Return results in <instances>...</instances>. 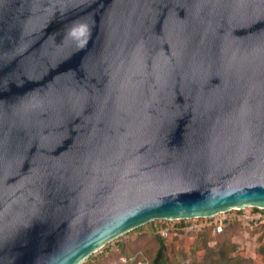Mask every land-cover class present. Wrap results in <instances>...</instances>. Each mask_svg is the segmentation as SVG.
I'll return each instance as SVG.
<instances>
[{"label":"water","instance_id":"obj_1","mask_svg":"<svg viewBox=\"0 0 264 264\" xmlns=\"http://www.w3.org/2000/svg\"><path fill=\"white\" fill-rule=\"evenodd\" d=\"M244 207L264 209V0H0V264Z\"/></svg>","mask_w":264,"mask_h":264},{"label":"trees","instance_id":"obj_2","mask_svg":"<svg viewBox=\"0 0 264 264\" xmlns=\"http://www.w3.org/2000/svg\"><path fill=\"white\" fill-rule=\"evenodd\" d=\"M235 212L236 215L234 217L224 219L219 224L214 223V225L210 224V218L198 219V226L193 231H187V227L191 224L192 220L150 222V229L154 234L152 237L156 243V248L150 260V264H173V260H175L178 255L183 260V264H186L185 259L187 253L184 252L181 248V244L178 242V236H182L184 233L193 235L195 241L199 243V246L196 247V251L190 255V263L187 264H253L252 261L240 256V253L235 254V245L228 241V233L238 225V217L241 216L240 211ZM258 213L261 214V210L251 208V214L256 215ZM261 221L264 222V213L260 221L253 220L249 223V226H256L259 224L258 222ZM169 224L171 226H169ZM159 228L167 229L168 233L165 238L157 234L156 229ZM218 228L220 230L216 232ZM137 230L140 231L141 229L137 228ZM259 240L261 242L263 241L262 236ZM117 246L119 247V251H122L123 245L117 244ZM192 250L193 245L190 246V252ZM105 252L106 250L103 249L99 255L93 258L90 256L84 264H98L106 258ZM257 253L264 259V245L262 243H260ZM124 256L126 258L129 257L127 254H124Z\"/></svg>","mask_w":264,"mask_h":264},{"label":"rangeland","instance_id":"obj_3","mask_svg":"<svg viewBox=\"0 0 264 264\" xmlns=\"http://www.w3.org/2000/svg\"><path fill=\"white\" fill-rule=\"evenodd\" d=\"M239 211L241 213V216L238 217L239 223L234 227V229H232V231L228 233V241L235 245V254L240 253V256H243L244 259L252 261L253 264H264V259H262L257 253V249L260 246V243L264 245V222H258L259 224L251 227L249 226V223L251 221H260L261 218L257 219V215L251 214V208L249 207H244ZM263 213L264 209L261 210V214ZM235 215V210H231L223 214H218L213 218H210V224H219L224 219L234 217ZM192 221L198 222L197 220ZM169 226L171 225L169 224ZM138 228H140L141 230L138 231L137 228L133 229L106 243L101 249L91 254V258L99 255L102 250L105 249L106 258L98 264H150V260L156 248V243L152 237V235L154 234L150 229V223L142 225ZM218 231L219 230L216 229V232ZM190 235L191 234L184 233L182 234V236H178V242L181 244V248L184 250V252L187 253V257L185 259L186 264L190 263V255H192L193 252L196 251V247L199 246V243L195 241L194 236ZM261 236L263 239L262 242L259 240ZM116 243L123 245L122 251H119V247ZM210 244L212 245L211 242ZM191 245H193V250L190 252ZM124 254L129 255V257L126 258ZM87 259H85L82 264L87 262ZM173 264H183V260L179 255L175 260H173Z\"/></svg>","mask_w":264,"mask_h":264},{"label":"built area","instance_id":"obj_4","mask_svg":"<svg viewBox=\"0 0 264 264\" xmlns=\"http://www.w3.org/2000/svg\"><path fill=\"white\" fill-rule=\"evenodd\" d=\"M256 215H257V219L262 218V214L258 213ZM246 218H248V217H246ZM193 220H198V219H193ZM250 220H252V219H250ZM170 222H174V221H170ZM197 226H198V223L196 221H192L191 224L187 227V231H193L194 229L197 228ZM217 230H220V229L218 228ZM156 232L162 238H165L167 236V233H168L167 229H161V228L156 229Z\"/></svg>","mask_w":264,"mask_h":264}]
</instances>
